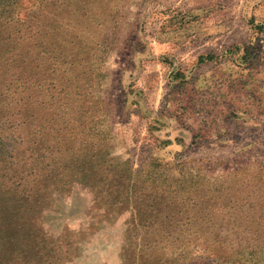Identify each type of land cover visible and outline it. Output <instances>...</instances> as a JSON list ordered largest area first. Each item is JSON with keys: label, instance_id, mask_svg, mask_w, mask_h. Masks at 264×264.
Segmentation results:
<instances>
[{"label": "rangeland", "instance_id": "374dc122", "mask_svg": "<svg viewBox=\"0 0 264 264\" xmlns=\"http://www.w3.org/2000/svg\"><path fill=\"white\" fill-rule=\"evenodd\" d=\"M0 7V90L72 64L104 150L0 184V264H264V1Z\"/></svg>", "mask_w": 264, "mask_h": 264}, {"label": "trees", "instance_id": "16d2710c", "mask_svg": "<svg viewBox=\"0 0 264 264\" xmlns=\"http://www.w3.org/2000/svg\"><path fill=\"white\" fill-rule=\"evenodd\" d=\"M30 63L36 67L27 68V72L36 70V82H29L32 81L29 77L25 80L21 72L14 74L18 78L1 80L0 184L9 179L16 184L40 180L47 169L61 173L74 171L90 158L104 153L100 147L102 137L94 133L95 126L88 121L91 106H77L80 101L74 66L61 63L55 56L27 62ZM47 63L50 72L44 73L40 80L38 71L44 70ZM16 66L17 70L24 67ZM80 135L83 136L78 140ZM92 164L95 168L96 163ZM221 259L216 258L225 264H251V258L244 257L242 252L232 259Z\"/></svg>", "mask_w": 264, "mask_h": 264}, {"label": "crops", "instance_id": "0c3cea01", "mask_svg": "<svg viewBox=\"0 0 264 264\" xmlns=\"http://www.w3.org/2000/svg\"><path fill=\"white\" fill-rule=\"evenodd\" d=\"M261 1H264V0H261ZM259 25L257 23V20L255 19L254 21L251 22V29L253 30V32H257V31H262L264 32V23L261 25V28L260 30L257 28ZM264 34V33H263ZM263 38H264V35H263ZM262 43L264 44V41H262ZM258 56V53H256V56L254 55L253 58H256ZM264 57V55H261Z\"/></svg>", "mask_w": 264, "mask_h": 264}]
</instances>
